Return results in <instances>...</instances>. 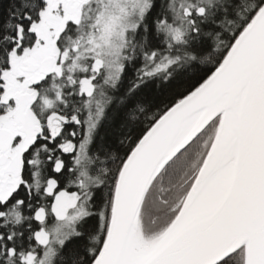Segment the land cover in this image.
Returning a JSON list of instances; mask_svg holds the SVG:
<instances>
[{
	"label": "snow or ice",
	"instance_id": "obj_1",
	"mask_svg": "<svg viewBox=\"0 0 264 264\" xmlns=\"http://www.w3.org/2000/svg\"><path fill=\"white\" fill-rule=\"evenodd\" d=\"M0 264H264V0H0Z\"/></svg>",
	"mask_w": 264,
	"mask_h": 264
}]
</instances>
